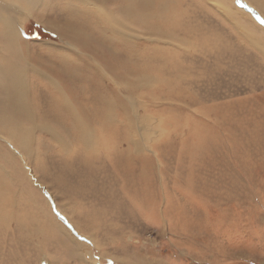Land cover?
I'll use <instances>...</instances> for the list:
<instances>
[{
  "label": "rangeland",
  "instance_id": "rangeland-1",
  "mask_svg": "<svg viewBox=\"0 0 264 264\" xmlns=\"http://www.w3.org/2000/svg\"><path fill=\"white\" fill-rule=\"evenodd\" d=\"M23 5L0 264H264V0Z\"/></svg>",
  "mask_w": 264,
  "mask_h": 264
},
{
  "label": "bare ground",
  "instance_id": "bare-ground-1",
  "mask_svg": "<svg viewBox=\"0 0 264 264\" xmlns=\"http://www.w3.org/2000/svg\"><path fill=\"white\" fill-rule=\"evenodd\" d=\"M20 1L24 2L23 7L29 8V10L30 9L33 10L32 9L33 6L39 0H20ZM15 3H17V0H15ZM148 3H150L151 5V2L148 1ZM22 10L23 9H21V11ZM14 11L15 10H13L12 13L3 12L4 17H0V23L3 26L2 31H1V37L5 41V43L7 42L3 46L1 44L2 47L0 49L1 50L0 51V128L6 133H9L10 134L9 136L11 138L13 136L16 137L19 142V145L21 146L23 145L24 147H26L25 145H27V138H25L26 135L24 134V131H27L30 133L33 130L32 127L30 126H34V125L28 122V120H30L28 118L30 113H28L27 108L25 106L24 107L19 106L20 104L22 105V103L18 102V95L20 92V86L23 87L26 84V87L30 88V79H28L29 77L26 78L27 77L26 74L28 71L27 70L28 65L25 61V58L22 52L20 51V46H19V43L24 44V40L19 35V31H18L19 29L18 20L19 19L16 15V12ZM16 41L18 43H16ZM38 74H40V72ZM24 118H26L27 120L23 121ZM25 124L27 125L26 129L24 127ZM6 133L5 135H7L8 137V134ZM90 136L91 135H89V137ZM86 139H88V137L87 138L83 137L81 139H78L84 148H88L89 146V144L86 143Z\"/></svg>",
  "mask_w": 264,
  "mask_h": 264
},
{
  "label": "trees",
  "instance_id": "trees-1",
  "mask_svg": "<svg viewBox=\"0 0 264 264\" xmlns=\"http://www.w3.org/2000/svg\"><path fill=\"white\" fill-rule=\"evenodd\" d=\"M27 30H31V32H29V33H33V36H42V35H49L50 36V34L48 32L44 31V29L42 27L38 26L37 24H34L31 27H28Z\"/></svg>",
  "mask_w": 264,
  "mask_h": 264
},
{
  "label": "snow or ice",
  "instance_id": "snow-or-ice-1",
  "mask_svg": "<svg viewBox=\"0 0 264 264\" xmlns=\"http://www.w3.org/2000/svg\"><path fill=\"white\" fill-rule=\"evenodd\" d=\"M237 2H239V0H237ZM249 11H253L252 9H249ZM253 15H255V12H253ZM256 18L258 19V20H260V17L259 16H256ZM260 23L261 24H264V20H260Z\"/></svg>",
  "mask_w": 264,
  "mask_h": 264
}]
</instances>
